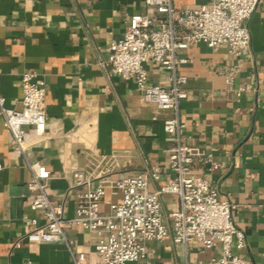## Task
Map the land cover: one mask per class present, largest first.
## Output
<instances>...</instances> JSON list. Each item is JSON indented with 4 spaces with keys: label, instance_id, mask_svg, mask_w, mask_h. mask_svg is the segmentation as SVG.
Here are the masks:
<instances>
[{
    "label": "crops",
    "instance_id": "obj_1",
    "mask_svg": "<svg viewBox=\"0 0 264 264\" xmlns=\"http://www.w3.org/2000/svg\"><path fill=\"white\" fill-rule=\"evenodd\" d=\"M177 9L196 8L210 0H173ZM147 13L144 0H0V86L9 108L20 110L21 76L33 71L46 83L45 144L32 153L51 173V198L65 201L64 215L74 217L77 194L71 190L74 172L85 167L89 154L126 152V170H161L169 178L164 121L172 112L143 100L134 83L109 75V47L122 39L129 20ZM251 54L236 58L228 47L191 46V60L178 68L188 79L189 97L180 107L185 142L213 156L219 169L197 160L196 176L205 178L221 198L237 206L232 214L246 236L247 248L233 253L248 264H264V1L248 22ZM236 67L235 87L244 86L240 99L225 89L222 70ZM148 84L171 87L167 72L145 66ZM27 131H31L27 129ZM12 136L0 117V264H73L64 244H34L24 236L31 220L42 214L29 207V171L11 149ZM161 182H152L157 190ZM121 195L107 192L100 210ZM162 213L179 208L170 196L161 198ZM87 264H105L95 246L98 236L78 226L66 230ZM18 244V245H17ZM151 264H217L220 249L206 250L192 242L173 243L172 234L147 244Z\"/></svg>",
    "mask_w": 264,
    "mask_h": 264
},
{
    "label": "built area",
    "instance_id": "obj_2",
    "mask_svg": "<svg viewBox=\"0 0 264 264\" xmlns=\"http://www.w3.org/2000/svg\"><path fill=\"white\" fill-rule=\"evenodd\" d=\"M263 1L210 0L200 7L177 9L173 0H144L147 13L132 16L122 39L110 44L109 75L134 83L145 102L172 112L173 117L163 125L170 142L169 178L162 180L158 168L137 174L127 171L126 152L89 154L85 167L72 177L70 189L84 191L77 194L75 215L70 219L64 215L65 201L50 197L51 173L32 158L33 151L45 144L44 79L33 71L22 74L20 110L7 106L0 86V117L12 136L11 149L23 159L31 175L29 207L43 218V223L36 218L31 220V230L24 239L34 244H64L73 264H87L86 254L77 252L66 234L70 226H78L98 236L95 250L105 264H151L147 244L163 241L172 234L177 246L187 248L196 242L206 250L219 248L221 254L212 259L213 263L248 264L233 253L234 246L238 251L247 248L246 236L232 218L237 206L221 198L205 178L193 173L197 160L209 164L210 170L219 169V164L211 154L185 142V124L179 113L189 97L188 79L179 75L178 68L191 63L183 53L197 44L209 48L225 45L238 59L250 56L248 22ZM148 64L169 74L170 88L148 84ZM220 73L225 78L226 91L240 99L246 88L235 87L238 69L231 67ZM152 182L161 185L151 191ZM107 192L121 195V200L103 213L100 206ZM163 196L179 202V208L168 215V222L162 213Z\"/></svg>",
    "mask_w": 264,
    "mask_h": 264
}]
</instances>
